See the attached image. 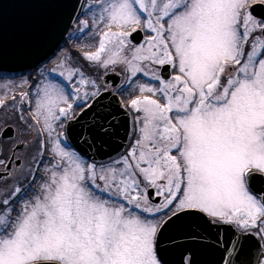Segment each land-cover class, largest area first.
<instances>
[{
	"label": "snow or ice",
	"instance_id": "snow-or-ice-1",
	"mask_svg": "<svg viewBox=\"0 0 264 264\" xmlns=\"http://www.w3.org/2000/svg\"><path fill=\"white\" fill-rule=\"evenodd\" d=\"M14 2L0 264H264V0Z\"/></svg>",
	"mask_w": 264,
	"mask_h": 264
},
{
	"label": "water",
	"instance_id": "water-1",
	"mask_svg": "<svg viewBox=\"0 0 264 264\" xmlns=\"http://www.w3.org/2000/svg\"><path fill=\"white\" fill-rule=\"evenodd\" d=\"M0 7H3L6 14H13L16 10L25 7L23 4L15 3L14 0H0ZM121 137L124 136L123 130L120 133Z\"/></svg>",
	"mask_w": 264,
	"mask_h": 264
},
{
	"label": "rangeland",
	"instance_id": "rangeland-1",
	"mask_svg": "<svg viewBox=\"0 0 264 264\" xmlns=\"http://www.w3.org/2000/svg\"><path fill=\"white\" fill-rule=\"evenodd\" d=\"M70 47L73 53L78 52V48L70 42Z\"/></svg>",
	"mask_w": 264,
	"mask_h": 264
}]
</instances>
